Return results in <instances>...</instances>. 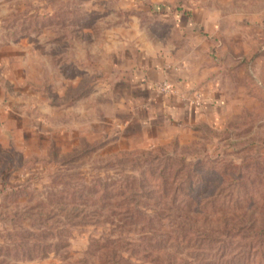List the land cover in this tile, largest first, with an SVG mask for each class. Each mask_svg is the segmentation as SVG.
Masks as SVG:
<instances>
[{"label": "rangeland", "instance_id": "1", "mask_svg": "<svg viewBox=\"0 0 264 264\" xmlns=\"http://www.w3.org/2000/svg\"><path fill=\"white\" fill-rule=\"evenodd\" d=\"M141 72L156 78L151 115L160 87L183 79L185 94L213 102L141 125L126 83ZM189 188H209L200 203H264V0H0V264H101L92 240L106 238L141 251L137 227L115 226L129 217L116 203L158 220L150 209L194 201ZM235 241L214 252L264 264ZM190 252L189 264L216 258ZM153 258L120 264H161Z\"/></svg>", "mask_w": 264, "mask_h": 264}, {"label": "trees", "instance_id": "2", "mask_svg": "<svg viewBox=\"0 0 264 264\" xmlns=\"http://www.w3.org/2000/svg\"><path fill=\"white\" fill-rule=\"evenodd\" d=\"M187 191L195 197L194 201L186 198L185 203L176 204L171 201L169 204L159 205L157 209H150V211L159 214L158 220H153L150 216L145 217L143 213L146 211L141 210L139 203L134 202V200L130 202L131 207L125 202L116 203L119 206L114 207L116 208L115 211L127 214L129 217H125L123 221L116 223L115 226L127 225L131 229L137 227L139 232L137 239H140L139 244L145 246V249L140 251L137 249L138 244H136V241L123 242L119 237L101 239V241L92 240L94 250L107 253L106 259L104 258L101 264H120L124 260L125 254L132 255L139 252H142L145 257L150 253L154 257L155 263L156 260L160 259L161 264H189L187 256L191 253V249L199 252L212 251V256L219 258V260L215 258L214 261H204L201 264H229L223 259L225 250L222 251L221 249L220 255L217 251L214 252L215 244L223 242L225 245L226 241L236 242L235 240L239 243L245 242L250 252L256 247L259 256L264 260V203L252 201L236 205L214 204L209 203V201L200 203L196 200L197 197L199 194L209 193V188L194 193L190 188ZM124 192L121 190L119 194L135 196V193L131 191ZM161 192L164 195H169L170 191L162 187ZM172 195L175 196V192H172ZM172 213L175 214L171 215ZM44 236H41L43 240L45 239ZM51 236L60 241V247L67 244L59 234ZM154 239H160L168 243L174 242L178 247V249H175L178 250V253H171L166 250L165 245L156 244L157 240ZM31 240L40 242L35 238ZM43 246L44 244L35 243L33 248L43 254L45 250L42 249ZM180 246L181 249H179ZM22 248L27 250V253L30 251V247L26 245H23ZM181 250H184V254ZM165 254H170V257L165 258ZM256 261L257 257L255 255L252 263L256 264ZM124 264H129V261Z\"/></svg>", "mask_w": 264, "mask_h": 264}, {"label": "crops", "instance_id": "3", "mask_svg": "<svg viewBox=\"0 0 264 264\" xmlns=\"http://www.w3.org/2000/svg\"><path fill=\"white\" fill-rule=\"evenodd\" d=\"M148 74H143L142 72L136 76L135 80L127 84H130L134 89H137L136 92H132L133 99L138 103L143 104L142 106L143 111L141 112V116L139 117L137 122H140L141 125H144L145 123L148 124V120L152 118H164L165 119H176V118H182V119H190L197 114L200 113L201 110H205L208 106L211 105V102L209 101L206 93L200 90V105L195 106L192 105V101L194 100V94L193 93H187L185 94V91L188 90V84L184 82V86H180L181 89L177 87L175 83H170L172 87H175L173 91L169 94L164 95H158L157 101L159 104V112H157V115H151L152 108H151V102L152 97L155 95L153 93V82L156 80V78L151 75L149 72ZM181 90L184 91V94L181 95ZM194 93H197L196 91ZM139 98V99H138ZM141 108V107H140ZM153 114V113H152ZM130 121L134 120V116L130 115ZM150 123V122H149Z\"/></svg>", "mask_w": 264, "mask_h": 264}, {"label": "built area", "instance_id": "4", "mask_svg": "<svg viewBox=\"0 0 264 264\" xmlns=\"http://www.w3.org/2000/svg\"><path fill=\"white\" fill-rule=\"evenodd\" d=\"M160 91L163 94H169V93H171L173 91V87L169 83H164L160 87ZM191 103H192V105H195V106L200 105V95H199V93H194V100Z\"/></svg>", "mask_w": 264, "mask_h": 264}]
</instances>
